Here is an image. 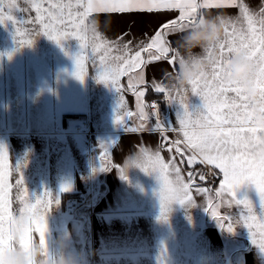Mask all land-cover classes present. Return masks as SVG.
Wrapping results in <instances>:
<instances>
[{
	"label": "crops",
	"instance_id": "crops-1",
	"mask_svg": "<svg viewBox=\"0 0 264 264\" xmlns=\"http://www.w3.org/2000/svg\"><path fill=\"white\" fill-rule=\"evenodd\" d=\"M244 2L256 11L261 0ZM17 3L22 8L28 7L24 0H17ZM220 10L224 16L230 17L227 12L232 11L235 18H239L237 8L200 9L198 15H214V11L217 14ZM13 15L17 20H27L34 18L35 13L29 10ZM93 15L99 16L101 24L106 18L111 19V27L104 32V38L115 40L128 33L124 41L132 40L134 51V46L145 39V34L151 36L162 22L176 17L178 12ZM17 27L21 32H28L22 39H32L34 43L31 47H19L18 40L13 39V24L0 25V145L8 152L6 163L9 167L5 171L13 186L10 193L13 214L18 213L20 207L16 199L22 190L16 186L19 175L23 176V187L31 202L43 197L45 190L52 193L53 204L46 214V238L53 253L71 255L78 264H264V253L251 243L243 222L237 223L241 212L246 210L234 202L227 203L231 197L226 193L217 196L216 190L213 195L206 185L197 184L209 191L198 193L193 189L195 206L173 203L166 221L158 219L160 184L157 174H146L132 166V161L139 157L140 147L155 152L160 137L151 128L148 131L126 130L140 124L136 97L127 90L128 77L119 81L120 94L110 85L98 83L95 78L100 70L99 55L93 60L89 48L85 79L81 82L71 75L73 61L70 57L78 51L75 39H66L58 46L43 35H36L31 24H18ZM167 39L171 47H175L178 36L172 34ZM195 51L200 52V49ZM8 52H12L11 59ZM172 71L166 61L145 69L149 87L144 100L148 105L157 104V115L165 98L151 89V82L165 84V73ZM119 95L124 97L121 115L124 111L134 115L116 124ZM170 95L175 97L177 104L173 102L169 112L158 117L165 126L178 127L173 120L182 112L178 105L180 95L186 96L190 111L198 108L201 101L192 95L191 87L185 94ZM172 107L180 109L171 111ZM146 111L150 114L151 107ZM154 119L150 117L149 127L154 125ZM75 126L83 128L76 131ZM167 135L177 138L171 131ZM101 145L107 148L105 160L100 159ZM160 154L163 160L169 159L168 151L161 150ZM100 164L109 170H99ZM181 167L186 179L187 173ZM121 168L126 172V179L121 178ZM213 171L216 175H209L206 167L204 174L209 178L217 177L219 189L222 174L216 169ZM168 178L174 177L169 175ZM62 187L67 190L61 191ZM244 196L253 202L258 214L259 198L254 186L242 185L237 197ZM71 197L80 201L75 215L64 209V202ZM54 199H58V203H54ZM217 204L219 207L215 208ZM204 208H215L221 217H230L225 223L231 222L234 231L219 227ZM81 216L86 218L85 223ZM250 223L253 232H258L261 221ZM33 238L39 240L38 234L34 233Z\"/></svg>",
	"mask_w": 264,
	"mask_h": 264
},
{
	"label": "snow or ice",
	"instance_id": "snow-or-ice-1",
	"mask_svg": "<svg viewBox=\"0 0 264 264\" xmlns=\"http://www.w3.org/2000/svg\"><path fill=\"white\" fill-rule=\"evenodd\" d=\"M28 7H20L17 0H0V25L11 22L15 28L13 36H23L25 32L17 27L18 24L33 25L32 31L36 35H43L55 42L58 46L66 39H75L78 42V51L70 58L73 61L71 75L83 82L85 79L84 67L86 51L91 49V58L99 55L100 70L95 78L98 83L110 85L119 94L122 86L119 81L122 77H128L127 90L136 97V108L140 124L136 128H128V131H157L160 137L155 152H150L140 147V155L132 161V166L139 167L146 174L156 173L160 190L157 193L160 204V216L158 219L166 221L170 205L178 203L181 206H195L193 189L198 193L209 191L196 184L197 177L200 181H206L203 171L196 166L208 167L209 175L215 176L213 169L222 174L217 196L226 193L237 206L242 205L246 212L242 211L239 222L248 230L251 243L264 253V161H256L251 153L259 146V139L255 136L256 129L247 126L245 115L250 113V106L246 102L243 89L237 84L226 83L224 77L230 75L227 69L229 59L241 51L245 52L249 59L257 66V81L261 92L264 93V0L258 10H250L244 0H24ZM47 4V6H45ZM237 8L239 18L244 26H238L237 18L220 16L226 21L224 37L217 44L218 59L212 65L204 79H196L191 83V93L199 97L201 104L198 108L189 110L185 95H180L179 106L182 112L177 113V125L165 126L157 115V104L145 103L146 91L149 82L145 80V69L156 62L166 61L173 69L178 57L170 41V35L185 26L195 22L200 9H224ZM35 13L34 18L17 20L14 12ZM178 12L172 19L162 22L151 36L145 34V39L136 43L133 51L132 40L124 41L128 33H123L108 40L100 34L87 35L82 31L85 19L93 14H150L165 15ZM123 41V43H121ZM19 47L27 45L31 47L32 39H20L16 41ZM63 50V49H62ZM212 50H206L211 55ZM68 55V53H65ZM11 59L12 52H8ZM151 89L163 94L165 100L172 104L176 102L162 82H151ZM231 94V95H229ZM262 110H264V95L261 97ZM124 106V97L119 95L115 123L124 122L125 117H131L134 113L121 110ZM151 107L149 114L146 109ZM154 119V125L148 126V121ZM177 134L176 139L170 138L167 133ZM102 151L100 159L108 157L107 148L100 146ZM161 150L170 153L167 161L161 157ZM7 149L0 145V255L13 248V240L9 234V227L14 222V214L11 210L12 185L8 182L9 173L5 171L9 165L6 163ZM177 158H179L177 160ZM187 165V178L182 175V165ZM19 173V166L16 167ZM101 171L109 170L104 164H100ZM125 170L120 169L121 178L126 179ZM169 175L174 178L169 179ZM254 186L258 195L259 213L256 206L247 196L238 198L237 193L242 185ZM19 191L16 199L20 207L19 213L28 212L31 215L30 226L25 229V235L19 240V247L26 249L33 234L39 236L42 246L46 244L48 231L46 214L53 204L52 193L45 190L43 197H36L31 202L28 191L24 186L23 176L16 180ZM62 187L61 191H66ZM58 203V199H54ZM219 204L215 205L218 208ZM215 208H204V211L217 222L218 226L228 232H233L234 227L230 217H221ZM259 219L261 221L258 232H253L250 222ZM258 237V238H257ZM45 255L47 252L45 251ZM46 264V261H45Z\"/></svg>",
	"mask_w": 264,
	"mask_h": 264
},
{
	"label": "clouds",
	"instance_id": "clouds-1",
	"mask_svg": "<svg viewBox=\"0 0 264 264\" xmlns=\"http://www.w3.org/2000/svg\"><path fill=\"white\" fill-rule=\"evenodd\" d=\"M110 27V18H106L101 24L98 15H91L85 19L81 30L89 36H103ZM225 27L226 21L220 15L200 14L195 22L173 33L178 36L173 47L178 60L173 71L165 73L166 83L163 84L170 94H185L192 81L207 77L218 59L216 46L223 39ZM196 49H200V52L195 51ZM209 49L212 50L211 55L206 54ZM227 69L230 75L224 77L225 82L239 85L250 106V113L244 117L245 123L256 129L255 136L259 139V146L251 155L258 162L264 161V110L261 102L264 93L256 79L257 66L241 51L229 59ZM30 221L31 215L28 212L14 214V222L9 227L13 248L0 256L2 264H45V261L46 264H78L71 255L53 253L47 238L45 246L33 238L26 249L20 248L18 242L25 235ZM58 245L63 247L59 242Z\"/></svg>",
	"mask_w": 264,
	"mask_h": 264
},
{
	"label": "built area",
	"instance_id": "built-area-1",
	"mask_svg": "<svg viewBox=\"0 0 264 264\" xmlns=\"http://www.w3.org/2000/svg\"><path fill=\"white\" fill-rule=\"evenodd\" d=\"M170 106H171V104H169V102L167 100H165L163 103L162 109L158 110V116L162 117L163 115L168 113L170 110ZM82 128H83L82 126H75L74 130L80 131V130H82ZM79 206H80V201L76 197L68 198L64 202V209H65L66 213H68L70 215H73Z\"/></svg>",
	"mask_w": 264,
	"mask_h": 264
},
{
	"label": "trees",
	"instance_id": "trees-1",
	"mask_svg": "<svg viewBox=\"0 0 264 264\" xmlns=\"http://www.w3.org/2000/svg\"><path fill=\"white\" fill-rule=\"evenodd\" d=\"M159 97H162V95L159 94ZM183 166V169L186 171V173L188 172V167L187 165H182ZM196 169L197 170H201L203 171L204 173L206 172V167L205 166H201V165H197L196 166ZM218 183H219V179H217V177L213 178H209V177H206V181H200L199 178L197 177L196 179V184H204L208 187V189L213 193V195L216 193V190H217V186H218ZM80 208L77 209L76 212L79 211Z\"/></svg>",
	"mask_w": 264,
	"mask_h": 264
},
{
	"label": "rangeland",
	"instance_id": "rangeland-1",
	"mask_svg": "<svg viewBox=\"0 0 264 264\" xmlns=\"http://www.w3.org/2000/svg\"><path fill=\"white\" fill-rule=\"evenodd\" d=\"M227 8H224V10H226ZM228 9H230V8H228ZM214 10V9H213ZM251 10V9H250ZM214 13V15H220V14H223L222 12H221V10L216 14V12L214 11L213 12ZM228 13L231 15L230 17H233V18H235L236 16H234V13H232V11H229V12H227V15H228ZM238 15H239V13L238 12H236ZM240 20V21H239ZM237 21H238V26H244V27H246V25H244L243 24V21L240 19V18H238L237 19ZM28 32H26V34H27ZM111 34H114L115 32H110ZM223 37H224V35H223ZM20 39H22V36H19V37H16V40H20ZM180 108H176V107H172L171 108V111L172 110H179ZM171 111H170V113H171ZM169 113V114H170ZM169 121V120H168ZM167 121V122H168ZM173 122L174 123H176L177 122V117H175V120H173ZM162 123V122H161ZM170 123H171V121L169 122V124H167V125H170ZM164 125V124H163Z\"/></svg>",
	"mask_w": 264,
	"mask_h": 264
},
{
	"label": "water",
	"instance_id": "water-1",
	"mask_svg": "<svg viewBox=\"0 0 264 264\" xmlns=\"http://www.w3.org/2000/svg\"><path fill=\"white\" fill-rule=\"evenodd\" d=\"M76 214V213H75ZM81 219L83 220V222L85 223L86 218L84 216H81Z\"/></svg>",
	"mask_w": 264,
	"mask_h": 264
}]
</instances>
